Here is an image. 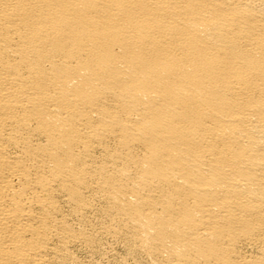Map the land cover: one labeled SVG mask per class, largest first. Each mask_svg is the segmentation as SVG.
<instances>
[{
	"label": "bare ground",
	"instance_id": "obj_1",
	"mask_svg": "<svg viewBox=\"0 0 264 264\" xmlns=\"http://www.w3.org/2000/svg\"><path fill=\"white\" fill-rule=\"evenodd\" d=\"M0 264H264V0H0Z\"/></svg>",
	"mask_w": 264,
	"mask_h": 264
}]
</instances>
